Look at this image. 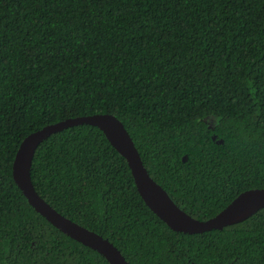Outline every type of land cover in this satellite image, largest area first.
<instances>
[{
    "label": "trees",
    "instance_id": "1",
    "mask_svg": "<svg viewBox=\"0 0 264 264\" xmlns=\"http://www.w3.org/2000/svg\"><path fill=\"white\" fill-rule=\"evenodd\" d=\"M105 113L198 220L264 188V0H0V264H109L38 214L12 174L30 133ZM31 176L129 264H264V208L221 230L173 231L97 127L50 136Z\"/></svg>",
    "mask_w": 264,
    "mask_h": 264
},
{
    "label": "water",
    "instance_id": "2",
    "mask_svg": "<svg viewBox=\"0 0 264 264\" xmlns=\"http://www.w3.org/2000/svg\"><path fill=\"white\" fill-rule=\"evenodd\" d=\"M88 124L103 132L110 144L123 156L131 170L136 188L146 206L170 229L200 234L239 223L264 208V188L246 190L222 211L207 220H198L176 205L167 191L149 174L136 145L123 123L112 114H93L69 118L30 133L20 143L12 166L13 179L29 205L63 234L98 252L109 264H129L122 252L108 239L65 217L36 191L31 168L37 148L53 134Z\"/></svg>",
    "mask_w": 264,
    "mask_h": 264
}]
</instances>
